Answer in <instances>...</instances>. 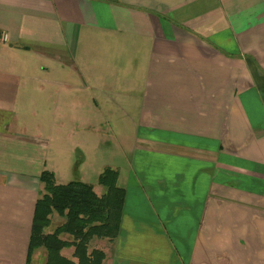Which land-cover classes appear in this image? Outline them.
<instances>
[{"label":"crops","instance_id":"0c3cea01","mask_svg":"<svg viewBox=\"0 0 264 264\" xmlns=\"http://www.w3.org/2000/svg\"><path fill=\"white\" fill-rule=\"evenodd\" d=\"M1 33L0 264H26L44 171L106 193L94 136L128 163L104 264H264V0H0Z\"/></svg>","mask_w":264,"mask_h":264},{"label":"trees","instance_id":"16d2710c","mask_svg":"<svg viewBox=\"0 0 264 264\" xmlns=\"http://www.w3.org/2000/svg\"><path fill=\"white\" fill-rule=\"evenodd\" d=\"M118 178V171L106 169L99 177L106 193L99 196L91 185H61L53 172L44 171L40 178L44 194L35 206L26 264H32V256L40 248L47 251L45 264H104L105 252L89 248L93 239L113 242L120 234L126 191L118 185ZM55 213L66 221L52 233H46ZM62 235L71 236L72 241L62 239ZM66 248L74 249L77 261L62 254Z\"/></svg>","mask_w":264,"mask_h":264},{"label":"rangeland","instance_id":"374dc122","mask_svg":"<svg viewBox=\"0 0 264 264\" xmlns=\"http://www.w3.org/2000/svg\"><path fill=\"white\" fill-rule=\"evenodd\" d=\"M48 117V116H47ZM51 117V116H50ZM81 117V116H80ZM133 118V116H132ZM122 122H127V124H130L129 121H124L123 117L121 115H117L115 114V116L111 117V124L113 125H118ZM59 128V130H58ZM63 127L61 125H59V127H57L55 129V131H51L50 135L58 142V143H63L64 145L62 146V150L67 148V145H71V144H75L72 141L71 138L64 136L61 133V129ZM129 131H127L126 133H128ZM114 133H118V132H114ZM93 137V136H92ZM93 143L94 146L98 147V151L95 150V155L93 154H89L88 156V161H87V166H89L90 169V173H91V177L89 178L90 181H92L93 183H96L97 181V175L100 169H102V167H110L113 169H125L126 164H128L127 162H125L124 159V155H123V151L121 148H118V146L116 147L114 144H112V142L110 144H108L107 147H101V142L99 140L98 137L94 136L93 137ZM74 141H83L80 137L75 138ZM67 144V145H66ZM103 149H104V156H103ZM63 155V153L61 154ZM61 157V156H60ZM102 162L103 166H102ZM94 164V165H92Z\"/></svg>","mask_w":264,"mask_h":264},{"label":"built area","instance_id":"2783aa9c","mask_svg":"<svg viewBox=\"0 0 264 264\" xmlns=\"http://www.w3.org/2000/svg\"><path fill=\"white\" fill-rule=\"evenodd\" d=\"M9 36L7 33L0 34V47L8 42Z\"/></svg>","mask_w":264,"mask_h":264}]
</instances>
